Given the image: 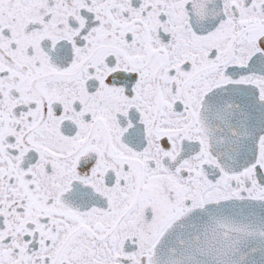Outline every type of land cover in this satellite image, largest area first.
Instances as JSON below:
<instances>
[{
  "label": "snow or ice",
  "instance_id": "1",
  "mask_svg": "<svg viewBox=\"0 0 264 264\" xmlns=\"http://www.w3.org/2000/svg\"><path fill=\"white\" fill-rule=\"evenodd\" d=\"M0 264H264V0H0Z\"/></svg>",
  "mask_w": 264,
  "mask_h": 264
}]
</instances>
